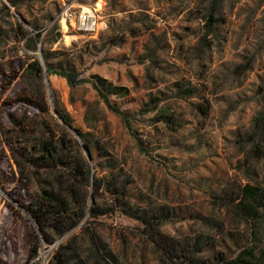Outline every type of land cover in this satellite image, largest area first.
<instances>
[{"label": "rangeland", "instance_id": "1", "mask_svg": "<svg viewBox=\"0 0 264 264\" xmlns=\"http://www.w3.org/2000/svg\"><path fill=\"white\" fill-rule=\"evenodd\" d=\"M211 2L0 0V264H46L65 239L40 238L22 207L36 187L8 147L18 121L33 123L29 133L42 120L56 127L53 100L73 127L90 132L92 164L110 154L132 175L133 194L171 212L160 229L169 250L198 238L201 261L215 264V256H235L254 237L264 244V209L259 221L245 220L233 205L242 185L264 188V0H221L210 27ZM89 6L98 28L80 30L78 13ZM42 55L53 69L87 81L70 86L57 73L28 74L34 59L45 69ZM110 84L127 89L107 94L127 120L95 88ZM75 232L82 249L93 233L90 254H106L105 245L108 264H192L171 259L126 214Z\"/></svg>", "mask_w": 264, "mask_h": 264}, {"label": "trees", "instance_id": "2", "mask_svg": "<svg viewBox=\"0 0 264 264\" xmlns=\"http://www.w3.org/2000/svg\"><path fill=\"white\" fill-rule=\"evenodd\" d=\"M7 1L12 6L19 2ZM220 1L212 0L207 26L211 27V24L217 21L214 12ZM31 25L34 29L38 27L36 23ZM19 28H22L20 24ZM57 28V25L53 26V29ZM29 41L30 46L34 47L33 37L29 38ZM42 59L46 73L63 76L70 86L87 81L73 70L53 69L45 55H42ZM26 72L40 79L43 67L39 60L34 59L27 65ZM95 88L106 106L127 120V112L111 103L107 96L108 93H127V89L112 84L106 88L103 85H95ZM35 93L41 95L39 89ZM53 110L62 118L63 123L58 119L54 128L42 120L35 123L33 133H29L26 131L33 123L29 122L27 128H23L22 122L18 121L16 123L20 129L17 136L8 143L11 157L20 174L36 187L32 199L22 207L36 226L40 238L45 244L53 243L57 238H65L55 245L46 264H108L111 255L107 253L106 246H102L106 254L97 252L96 255H91L93 248H97L93 233L90 232L87 245L82 249L77 240L78 233L75 231L77 228L81 231L88 229L94 221L116 213L136 219L140 231L158 249L169 251L171 259L183 257L185 263L205 264L198 256L202 251V240L198 238L186 242L179 252H174L176 243H172L173 249L169 250L160 229L169 219L171 212L158 209L148 196L133 194L129 188L132 175L126 174L122 165L118 167L110 154L98 165L92 164L94 144L89 139L90 132L73 127L70 116L59 108L56 100H53ZM65 123L72 127L78 138ZM84 148L88 150L91 161L86 157ZM233 205L235 211L245 220L259 221L264 209V188L252 184L242 185L233 199ZM32 256L33 254L30 255ZM215 259V264H264V244L254 237L249 245L244 246L235 256L217 255Z\"/></svg>", "mask_w": 264, "mask_h": 264}, {"label": "built area", "instance_id": "3", "mask_svg": "<svg viewBox=\"0 0 264 264\" xmlns=\"http://www.w3.org/2000/svg\"><path fill=\"white\" fill-rule=\"evenodd\" d=\"M96 8L95 7H85L82 8L77 17V27L80 30L92 31L98 28V22L96 17Z\"/></svg>", "mask_w": 264, "mask_h": 264}, {"label": "water", "instance_id": "4", "mask_svg": "<svg viewBox=\"0 0 264 264\" xmlns=\"http://www.w3.org/2000/svg\"><path fill=\"white\" fill-rule=\"evenodd\" d=\"M44 71H45V69L43 68V72H44ZM44 78H45V80L47 81L46 75H44ZM53 112L56 114V116L59 118V120L63 123L64 121L62 120L61 117L58 116L57 112H56L55 110H53ZM65 124H66V123H65ZM66 126H67L70 130H72L73 133L76 135L75 131L72 129L71 126H69V125H67V124H66ZM76 136H77V135H76ZM84 152H85V154H86L88 160L91 161V157H90V155H89L88 150L84 148ZM90 199H91V196H90Z\"/></svg>", "mask_w": 264, "mask_h": 264}]
</instances>
